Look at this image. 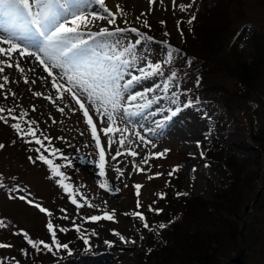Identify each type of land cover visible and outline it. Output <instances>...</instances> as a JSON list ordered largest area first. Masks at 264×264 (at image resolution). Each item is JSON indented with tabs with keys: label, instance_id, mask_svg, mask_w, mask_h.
Instances as JSON below:
<instances>
[{
	"label": "rangeland",
	"instance_id": "374dc122",
	"mask_svg": "<svg viewBox=\"0 0 264 264\" xmlns=\"http://www.w3.org/2000/svg\"><path fill=\"white\" fill-rule=\"evenodd\" d=\"M189 2L190 0H177V4ZM239 2L238 7L237 5L230 6L226 10L230 14V26L240 28L249 23L248 27L250 24L254 25L260 29L259 33L264 35V0H240ZM105 4L113 12H116V5L119 4L125 15L121 17L118 14L115 25H108L106 20H99L97 23L95 22V26H89L90 31L97 32L101 27H107L112 31L116 26H119L123 29L137 28L140 34L137 35L126 30L112 37L98 38L92 44L93 48L101 55L105 53L120 54L123 59L129 60L132 66H125L123 83L131 75H138L137 69L144 67L146 62H162L166 58L165 53L157 51L152 45L166 46L168 42V44L172 43L179 48L183 44L179 30L181 25L187 23L192 15L196 17L192 23H197L199 13H202L207 7H213L215 0H195L185 12L179 11L178 8L174 9L171 0H156L155 4H149V0H105ZM237 8L242 17L236 15ZM92 10L105 15L98 5L93 4L88 7L87 13H92ZM141 13L144 15L141 16ZM137 17L140 19L137 20ZM125 19L127 23L124 22ZM144 20H147L150 27L144 26ZM161 21L164 23L162 24ZM177 21L181 22L179 29ZM9 31L19 32L6 18L0 19V39L7 36ZM144 36H150L152 39L143 40ZM136 40H140V43H135ZM227 40H225L226 43ZM156 41H166V43L158 44ZM15 42L21 43V46L26 43ZM0 47L7 48L8 45L0 44ZM125 48L131 49L130 53L124 52ZM28 58L34 62L32 65L24 63ZM6 59V57H0V60ZM17 61L24 68L23 73L16 70L15 63ZM8 62L12 63L13 67H5L4 72L0 73V84L4 85L3 88H0V97L9 101L7 110L11 109V115L19 118L17 121L12 120L7 111L9 121L20 124L23 121H36L33 125L36 138L43 141L44 147L40 148V145L35 142L31 144L40 148L41 155L45 154L52 163L53 160L60 158V161L70 167V173L76 184L75 199L78 204L83 205L78 208L76 204L72 203L74 197H71L68 203L72 208L63 209L62 214L58 215L59 224L66 221L65 225H71L74 230L77 227L80 228V232L75 230L69 239L70 242L65 243L73 254L68 255V252L65 251L66 259L62 264H135L141 240L146 237L149 230L139 228L136 225L139 220L130 214L134 211L138 212L137 199L140 202H146L154 197L156 187L153 186L152 181L159 177L156 174H162L165 170L172 172L178 166L179 170L173 172L174 176L177 175L176 181L168 186L171 195L178 199L197 196L206 202L216 201V191H225L224 187L229 179V171L224 164L228 161L229 153L237 161V163L234 162V168L244 178V182L239 185V191L244 200L236 210L237 214L230 215L228 207L224 204L223 211L215 208H211V211L223 218H229L239 228L245 226L243 237L237 238V245L244 251L240 255L242 262L234 264H264V169L262 168L263 161L257 156V152L251 153L248 150L229 145L225 141L219 148L220 160L205 159L201 155L202 149L205 148L201 145V141L209 127L210 116L206 112L198 110L192 112V107H183V104H179L181 107L172 116L171 110L175 109L177 105L171 103V95L165 98L162 92L157 91L149 93V97L158 98V101L154 100L151 107L137 109L133 106L130 109L132 112L130 116L124 115L122 108L117 109L113 114L114 127L121 129V132H117L115 135L109 134L113 140L110 148L108 147L109 137L100 131L107 124L106 115L103 117L104 123L102 124L100 122L102 118L95 113L93 106L85 105L96 125L101 146L105 149V176L101 177L97 167L99 150L95 146V140L85 123L79 105L71 99L68 93H62L63 100L57 98L56 90L51 86L52 78L48 77L47 73L43 71V66L34 57H21L19 53H16L13 54V59ZM52 71L56 75V69H52ZM168 74L164 72V77L157 76L144 80L126 90L123 93L122 105L128 95L161 83ZM5 76L8 77L7 83L4 80ZM25 77L29 83L24 82ZM262 81L263 86L260 90L264 92V71ZM186 84L189 86L190 81ZM226 85L228 88H232L233 84L228 81ZM185 91L186 87H180L178 82L170 89V92H177L179 95ZM37 92L40 95H34ZM47 97H51V99ZM250 98L246 101V105L254 101V106L252 105L253 107L250 108L262 126L263 130L257 129L259 132L257 137L263 140L264 145V101L256 98L254 94ZM59 108H64L63 113L58 110ZM24 113L26 115H22ZM237 114L241 119L239 126L241 132L248 135L249 119L247 120V116L242 117L239 112ZM223 117L224 114L221 118ZM232 123L230 119H223L221 122L224 128H232ZM124 129H127V132H124ZM136 133L144 138L143 141L137 137ZM121 136L125 139L124 148L119 146ZM218 136L224 137V131H221ZM3 137L2 122H0V144L4 141ZM31 139L32 137L29 136V140ZM197 142H199V147H197ZM4 146L6 145L4 144ZM51 149L57 150L54 157ZM129 149L136 152L137 155L135 157L128 155ZM117 150L122 154L116 159H112ZM165 150H168L165 155L156 156V154L164 153ZM145 157H148L147 163L143 162ZM134 165L145 169V171H138ZM39 167L41 166L39 165ZM46 173V169L42 167L39 169L37 163L34 164L20 158L15 150L0 149V183L4 185V187H0V220L4 221L5 225L0 228V243L10 245V247L0 248V264H9V261L13 262V260H15V264H18L16 257L22 253L19 246L20 234L26 230L33 236L42 237V225L44 222H48L47 218L37 214V207L14 197L25 195L29 200L49 212L53 210L52 214L54 206L66 205V202H63L66 194L55 195L53 186L46 182ZM150 176L154 178L149 179ZM156 182L163 183V179L158 178ZM101 183H105L108 190L100 187ZM136 184L142 185L139 198L135 194L134 185ZM17 189L23 191H17ZM81 196L84 199H81ZM88 204L95 207H88ZM112 210H115L113 221L102 219L91 222L85 220L86 217L100 216L104 212L111 213ZM124 213H129V215H124ZM111 230L121 233L129 241H135V243L120 242L117 237L111 234ZM92 232L97 235H91ZM81 235H84L90 244L98 245V247L93 248L90 252L82 251L85 245L80 238ZM141 237L143 238L141 239ZM105 240L113 241L115 246L106 247ZM237 254V249L229 250L227 247L223 255L218 257L217 264H230V260Z\"/></svg>",
	"mask_w": 264,
	"mask_h": 264
},
{
	"label": "trees",
	"instance_id": "16d2710c",
	"mask_svg": "<svg viewBox=\"0 0 264 264\" xmlns=\"http://www.w3.org/2000/svg\"><path fill=\"white\" fill-rule=\"evenodd\" d=\"M239 1L215 0L213 7H207L199 13L197 23L191 25L183 23L179 29L183 32V37H181L183 44L179 48L168 42L166 46L153 47L165 55L168 45L180 50V54L173 58L172 63L164 66L165 73L176 71L180 87H186L185 93L179 95L178 103L185 104L189 99L195 102L199 98L200 102L199 104L194 103L192 112L198 110L210 116L209 127L201 141V145L205 146L201 152L202 156L205 159L220 160L219 148L227 141L229 145L251 153L257 152V156L263 161L262 168L264 169L263 140L257 137L259 133L257 129L259 131L263 129L259 119L250 108L254 106V101L246 105V101L251 99L252 94L264 101V92L260 90L263 86L264 35L259 33L260 29L254 25L250 24L248 27L249 23L240 28L230 26V14L226 10L230 6L237 5L238 7ZM235 13L242 17L238 8ZM226 39H228L227 43ZM156 43L163 44L166 41ZM189 60L191 61L190 66L186 63ZM188 81H190L189 86L186 84ZM228 81L232 82V88L226 85ZM8 105L9 101L0 97V108L5 109L0 115L7 118V123L0 120L4 134L2 145H6L5 149L15 150V153L25 161L37 163L39 169L45 168L46 182L53 186L55 195L66 194L65 201H63L66 205L54 206V213L52 214L53 210L50 211L51 216L37 209L36 211L39 216L47 218V221L53 224L56 238L61 244L70 242L69 239L75 230L71 225H65L66 221L59 224L58 215L62 214L63 209L72 208L68 201L76 195V184L70 173L71 169L60 161V158L53 160L54 165H58L59 171L64 174L63 177L54 176L47 164L36 159L41 155V151H36L38 148L36 145L25 143V140L21 139L11 128L10 125L13 122H10L8 118ZM237 112L242 117L247 116V120L249 119L248 135L240 130L241 119ZM222 114H224L223 118H221ZM223 119H230L233 127L224 128L221 124ZM25 122H21L22 128L28 126ZM221 131H224V137L218 136ZM42 155L47 157L45 154ZM29 157H33V160H29ZM227 160L224 164L229 171V179L224 187L225 191H216V201L206 202L197 196L178 199L171 195L168 186L172 182L175 183L177 178L174 173L169 175L171 171L165 170L159 175L158 178H162L163 183H157L158 178L153 179L155 181L154 183L152 181V184L156 187L154 197L146 202L139 201L141 207L137 208L138 212L144 214L152 230L148 229L146 237L141 240L135 264H217L218 257L223 255L227 247L229 250L237 249L240 254L244 252L237 245V238L243 237L245 226L239 228L229 218H223L211 211V208L222 210L224 204L228 207L230 215L237 214L236 210L244 200L239 191V185L244 182V178L234 168V162L237 163V161L231 153L228 154ZM61 182L68 185V192L61 187ZM160 194L164 195L163 199H160ZM149 205L163 211L160 214L150 212ZM169 221L172 222L169 223ZM48 222L42 225V237H36V235L34 237L26 230L24 233L28 234L29 239L52 245V236L47 228ZM160 223H165L167 227L159 229ZM136 225L143 228L141 221ZM61 228L66 231H60ZM24 233H21L19 237L22 253L16 257L19 260H17L18 264H62L66 259L64 253L66 250L58 251L54 245L52 251L43 248L42 244L39 245V250L32 248L24 238ZM9 264H15V260L9 261Z\"/></svg>",
	"mask_w": 264,
	"mask_h": 264
},
{
	"label": "snow or ice",
	"instance_id": "6c2138e0",
	"mask_svg": "<svg viewBox=\"0 0 264 264\" xmlns=\"http://www.w3.org/2000/svg\"><path fill=\"white\" fill-rule=\"evenodd\" d=\"M195 0H190L189 3L177 4V0H171L172 7L174 9L178 8L179 11L185 12L194 3ZM156 0H149V4H155ZM98 5L105 15L99 13H87V8L91 5ZM123 17L125 15L122 7L117 4L116 12H113L106 6L105 0H0V19H7L8 22L19 30V32L9 31L8 35L0 39V44L8 45L7 48L0 47V57H6V60H0V73H3L5 67L12 68L13 64L8 61L13 59V54L19 53L21 57H34L40 65L43 66V71L47 73L48 77H51V86L56 90L57 98L63 100L62 93H68L71 99L75 101L79 108L81 109L83 116L85 118V123L88 125L92 133V138L95 140V146L99 150V163L97 167L99 168V174L101 177L105 176V149L101 146L100 139L97 135V128L93 122L92 117L89 114V109L85 106L86 104H91L93 110L99 116H101V123H104L103 117L106 115L107 124L102 127L100 131L106 137H109L108 147L110 148L113 140L109 134L115 135L117 132H121V129L114 127V113L117 109L123 110L124 115H132L131 108L134 106L137 109L151 107L154 100L158 101V98L149 97V93H155L160 91L164 94L165 98L171 95V103L176 104L177 107L171 110V115L174 116L179 110L181 105H179V94L177 92H170V89L176 86L177 82V72L170 71L168 76L162 80L161 83L155 84L152 87H148L146 90L141 92L132 93L127 96L125 103L122 105L121 101L124 100L123 93L134 87L136 84L141 83L144 80L152 79L154 77H164V66L170 65L173 58L180 54V50L167 46L166 58L162 62H146L144 67H139L137 69L138 75H131L130 78L123 82L125 75V66L131 67L129 60L123 59L120 54L109 55L107 53L101 55L92 44L97 41L98 38L112 37L117 33L124 31H130L140 35L137 28L123 29L116 26L114 30L110 31L107 27H101L99 31L92 32L89 30V26H95V21L106 20L108 25H115L117 20V15ZM144 13H141L143 16ZM195 15H192L187 23L189 25L195 20ZM140 17H137L139 20ZM127 23L126 19L124 21ZM163 24L164 22L161 21ZM180 21H177V28L179 29ZM145 27H150L147 20L143 21ZM168 35V33H165ZM181 37H183V32L180 31ZM143 39L151 40L152 37L144 36ZM15 41L26 42L24 46L21 43ZM137 44L140 40H136ZM102 46V45H101ZM131 49L125 48L124 52L130 53ZM44 57V58H42ZM190 66L191 61H186ZM15 68L17 71L23 73L24 68L20 66L17 61L15 63ZM52 69H58L59 71L56 75L53 74ZM5 83L8 82V77H4ZM199 77L197 78V82ZM64 81V82H61ZM25 83H29L28 79L25 77ZM35 83V81H32ZM4 85L0 84V88ZM15 95V94H13ZM34 95H40V93H34ZM51 99V97H47ZM199 98L195 102L191 99L187 100L183 107H192L195 104H199ZM63 113L64 108L58 109ZM5 111L4 108H0V113ZM11 119L17 121L19 118L11 115L12 110H7ZM35 111V109H33ZM26 115V113L22 114ZM170 118V117H169ZM0 120L7 123V118L0 115ZM55 122V121H54ZM27 127L22 128L19 122L12 123L10 126L21 139L25 140V143H32L40 145V148L44 147L43 141L36 138V132L33 125L36 121H26ZM127 132V129L123 130ZM137 137L143 141V137L136 133ZM32 137L31 140L27 137ZM120 148L125 147V139L123 136L119 139ZM197 147H199V142H197ZM4 145L0 144V149H3ZM40 148L36 151L40 152ZM48 151V149H45ZM168 150L164 153L156 154L157 157H161L166 154ZM53 155L56 154V149H51ZM122 153L117 150L112 159H116L117 156ZM128 155L135 157L136 152L129 149ZM203 155V153L201 154ZM43 161L49 166L50 171L54 176L63 177V173L59 171V166L54 165L50 159L45 158L44 155H39L36 157ZM29 160H33V157H29ZM148 157H145L143 162L147 163ZM138 171L144 172L145 169H140L138 166ZM177 166L169 172L172 175L173 172L178 171ZM119 171V169H117ZM161 175L160 173L156 174ZM154 177H149L153 179ZM0 187H4L0 183ZM61 187L68 192V185L61 182ZM100 187L108 190V186L105 183H101ZM142 185L136 184L134 188L136 190V196L139 198L140 189ZM17 191H23L22 189H17ZM119 191V189H116ZM72 195V193H69ZM179 195V194H178ZM25 203L37 207L39 211L46 213L51 216V212L47 209L35 204L34 201L29 200L25 195H20L19 197H14ZM84 199V197H80ZM164 195L160 194V199H163ZM72 203L76 204L77 207H81L77 203L75 198L72 199ZM88 207H95L94 205L88 204ZM136 207L140 208L139 199H137ZM148 210L150 212H155L160 214L163 210L153 208L149 205ZM124 215H129V213H124ZM134 218L142 222V226L145 229L152 230L146 217L142 212H132L130 214ZM115 216V210L111 213L104 212L100 216H90L86 217V221L97 222L100 220L113 221ZM172 221H169L171 223ZM4 221L0 220V228L4 227ZM159 229H164L167 227L165 223H160L158 225ZM48 231L52 236V245L43 243L42 241L37 242L28 238V234L24 233L23 236L27 243L32 246V248L39 250V245H43V248L48 251H52V246L59 251L61 249L66 250L68 255H72V250L68 248L67 244H61L56 238V232L54 231L53 224L49 221L47 224ZM80 232V228L75 229ZM60 231H66V229L61 228ZM111 234L117 237L122 243H135V241H129L121 233L111 230ZM91 235H97V233L92 232ZM83 240L85 248L82 249L84 252H90L93 248L98 247V245L90 244V241L84 236L80 237ZM143 237H141L142 239ZM104 245L108 248L114 247V242L105 240ZM10 247L8 244L0 243V248Z\"/></svg>",
	"mask_w": 264,
	"mask_h": 264
},
{
	"label": "bare ground",
	"instance_id": "6f19581e",
	"mask_svg": "<svg viewBox=\"0 0 264 264\" xmlns=\"http://www.w3.org/2000/svg\"><path fill=\"white\" fill-rule=\"evenodd\" d=\"M96 10H92V12H95ZM95 13H97V12H95ZM100 13V12H99ZM96 23L98 22V21H95ZM19 58V57H18ZM27 62H24V63H26V64H28V65H32L34 62L32 61V59H27L26 60ZM32 69V68H31ZM59 70L58 69H56V72H58ZM178 130V129H177ZM173 132V131H172ZM177 133V132H176ZM100 258V257H99ZM95 260V259H94Z\"/></svg>",
	"mask_w": 264,
	"mask_h": 264
},
{
	"label": "water",
	"instance_id": "95a60500",
	"mask_svg": "<svg viewBox=\"0 0 264 264\" xmlns=\"http://www.w3.org/2000/svg\"><path fill=\"white\" fill-rule=\"evenodd\" d=\"M239 262H241V260H240V254L237 255L235 258H233V259L231 260V263H239Z\"/></svg>",
	"mask_w": 264,
	"mask_h": 264
}]
</instances>
